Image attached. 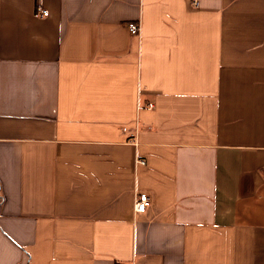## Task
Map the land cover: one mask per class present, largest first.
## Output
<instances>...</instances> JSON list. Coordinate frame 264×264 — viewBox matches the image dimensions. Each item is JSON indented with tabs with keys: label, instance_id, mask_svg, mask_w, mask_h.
Here are the masks:
<instances>
[{
	"label": "crops",
	"instance_id": "obj_1",
	"mask_svg": "<svg viewBox=\"0 0 264 264\" xmlns=\"http://www.w3.org/2000/svg\"><path fill=\"white\" fill-rule=\"evenodd\" d=\"M198 1L0 0V264H264V0Z\"/></svg>",
	"mask_w": 264,
	"mask_h": 264
},
{
	"label": "built area",
	"instance_id": "obj_2",
	"mask_svg": "<svg viewBox=\"0 0 264 264\" xmlns=\"http://www.w3.org/2000/svg\"><path fill=\"white\" fill-rule=\"evenodd\" d=\"M191 3L195 6H199V1L198 0H191ZM38 14L41 16H48L49 11L47 9H43L41 7L38 8ZM128 27L131 33L133 34H138L140 33V25L138 22H129ZM150 107H154V103L149 104ZM137 164L144 165L146 164V161L142 158H137L136 161ZM151 198L148 195L147 192H139L136 194L135 201H134V211L135 213H145L151 206Z\"/></svg>",
	"mask_w": 264,
	"mask_h": 264
}]
</instances>
